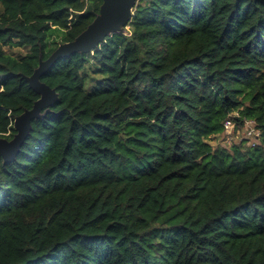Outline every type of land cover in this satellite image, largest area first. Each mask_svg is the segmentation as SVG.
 Instances as JSON below:
<instances>
[{
  "label": "trees",
  "instance_id": "1",
  "mask_svg": "<svg viewBox=\"0 0 264 264\" xmlns=\"http://www.w3.org/2000/svg\"><path fill=\"white\" fill-rule=\"evenodd\" d=\"M102 3L0 0V137ZM41 80L57 99L0 159V264H264V0H138ZM227 120L254 136L214 146Z\"/></svg>",
  "mask_w": 264,
  "mask_h": 264
},
{
  "label": "water",
  "instance_id": "2",
  "mask_svg": "<svg viewBox=\"0 0 264 264\" xmlns=\"http://www.w3.org/2000/svg\"><path fill=\"white\" fill-rule=\"evenodd\" d=\"M138 0H103L100 11L88 27L76 38L69 42L60 43L58 48L46 60H40L31 76L25 79L38 94L33 107L25 109L14 120L16 133L12 139L0 137V159L4 163L13 160L32 129V121L43 117L58 97L56 89L51 88L41 80V76L51 67L57 59L74 52H90L98 47L104 40L114 33H121L134 14ZM47 108L43 113L42 110Z\"/></svg>",
  "mask_w": 264,
  "mask_h": 264
},
{
  "label": "rangeland",
  "instance_id": "3",
  "mask_svg": "<svg viewBox=\"0 0 264 264\" xmlns=\"http://www.w3.org/2000/svg\"><path fill=\"white\" fill-rule=\"evenodd\" d=\"M58 40L60 41L61 38L58 39ZM6 49H7V51L9 53H12L14 55L25 54L28 51L27 48H14V49L6 48ZM234 135H236L237 142H239V141L242 140L241 139V136L243 135V133H238V130H237L236 132H234ZM227 140H230V139H228V138L227 139L226 138L223 139L221 137H219V138L217 137L214 140H212V144L214 146H225V147H229V146H231V144H230V141H227Z\"/></svg>",
  "mask_w": 264,
  "mask_h": 264
},
{
  "label": "built area",
  "instance_id": "4",
  "mask_svg": "<svg viewBox=\"0 0 264 264\" xmlns=\"http://www.w3.org/2000/svg\"><path fill=\"white\" fill-rule=\"evenodd\" d=\"M234 130H233V128H232V123H231V121H226L225 122V133H224V135L222 136V138L223 139H230V140H227V141H230V144L232 143V141L234 140V139H236V135H234ZM238 133H241V131L240 130H238ZM259 133L257 132V133H255V135H258ZM252 136H254V132H253V130L252 129H250L249 127L248 128H246V129H244V131H243V135L241 136V139H246V140H250L251 139V137Z\"/></svg>",
  "mask_w": 264,
  "mask_h": 264
}]
</instances>
